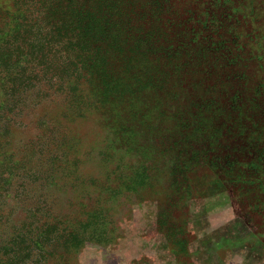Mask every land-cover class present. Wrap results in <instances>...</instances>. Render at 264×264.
<instances>
[{
	"label": "rangeland",
	"instance_id": "1",
	"mask_svg": "<svg viewBox=\"0 0 264 264\" xmlns=\"http://www.w3.org/2000/svg\"><path fill=\"white\" fill-rule=\"evenodd\" d=\"M40 1L0 0V264H264V158L259 163L254 147L243 149L249 161L242 166L235 145L255 134L241 137L238 129L188 164L191 193L175 196L164 212L169 180L158 178L154 192L106 203L110 238L73 247L64 235L53 237L90 217L88 209L104 204L103 188L120 181L100 152L110 138L109 105L93 101L74 111V87L93 89L84 70L72 68L69 47L40 44L50 29ZM115 120L124 121L121 114ZM57 133L67 153L54 159ZM183 145L185 155L205 150ZM218 151L221 157L211 156ZM214 160L220 164L209 167ZM227 160L230 172L221 170ZM165 212L166 222H157ZM51 226L56 231L46 235Z\"/></svg>",
	"mask_w": 264,
	"mask_h": 264
},
{
	"label": "trees",
	"instance_id": "2",
	"mask_svg": "<svg viewBox=\"0 0 264 264\" xmlns=\"http://www.w3.org/2000/svg\"><path fill=\"white\" fill-rule=\"evenodd\" d=\"M39 5L50 22L40 44L57 51L69 47L72 68L84 70L93 89L85 93L73 86L74 111L93 101L109 105L110 138L100 152L112 165V179L120 181L103 188L104 204L88 209L90 217L64 225L53 237L64 235L73 247L110 238L106 203L119 194L131 201L141 190L154 192L158 178L169 180L164 212L175 196L191 193L188 164L207 156L232 129L241 137L255 134L235 145L242 166L249 161L243 149L251 147L262 163L264 0H42ZM119 114L122 123L115 120ZM153 131L157 134L149 136ZM58 136L51 148L54 159L67 153L65 138ZM183 143H199L205 150L185 155ZM220 152L211 156L221 157ZM228 165L227 160L221 170H233ZM242 168L237 167L240 176ZM161 215L157 222L165 223L168 213ZM56 228L45 229L46 235Z\"/></svg>",
	"mask_w": 264,
	"mask_h": 264
}]
</instances>
